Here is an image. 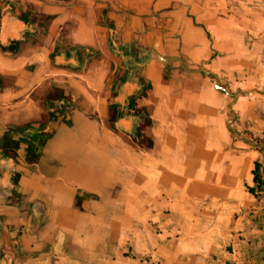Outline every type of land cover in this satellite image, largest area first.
I'll return each instance as SVG.
<instances>
[{
    "label": "crops",
    "instance_id": "0c3cea01",
    "mask_svg": "<svg viewBox=\"0 0 264 264\" xmlns=\"http://www.w3.org/2000/svg\"><path fill=\"white\" fill-rule=\"evenodd\" d=\"M4 133L0 264H264V0H0Z\"/></svg>",
    "mask_w": 264,
    "mask_h": 264
},
{
    "label": "built area",
    "instance_id": "2783aa9c",
    "mask_svg": "<svg viewBox=\"0 0 264 264\" xmlns=\"http://www.w3.org/2000/svg\"><path fill=\"white\" fill-rule=\"evenodd\" d=\"M262 150H263V154H264V145L262 147ZM260 180H261V182L257 184V187L254 191V195L258 198L264 197V177Z\"/></svg>",
    "mask_w": 264,
    "mask_h": 264
},
{
    "label": "trees",
    "instance_id": "16d2710c",
    "mask_svg": "<svg viewBox=\"0 0 264 264\" xmlns=\"http://www.w3.org/2000/svg\"><path fill=\"white\" fill-rule=\"evenodd\" d=\"M9 139L7 133H4V136L2 138V140H0V145L5 143L7 140ZM14 146V145H13ZM258 164L255 165V169H254V180L256 183H260V178H259V172H258Z\"/></svg>",
    "mask_w": 264,
    "mask_h": 264
},
{
    "label": "water",
    "instance_id": "95a60500",
    "mask_svg": "<svg viewBox=\"0 0 264 264\" xmlns=\"http://www.w3.org/2000/svg\"><path fill=\"white\" fill-rule=\"evenodd\" d=\"M171 59H173V60H177V61L180 63L181 67L185 68L183 62H182L179 58H171ZM196 71H198V72H205V73H212V72L207 71V70H204V69H197ZM217 87H218L219 89L225 91L229 96H235V95H236V94H234V93H230V92H228L224 87H222V86H220V85H218V84H217Z\"/></svg>",
    "mask_w": 264,
    "mask_h": 264
}]
</instances>
